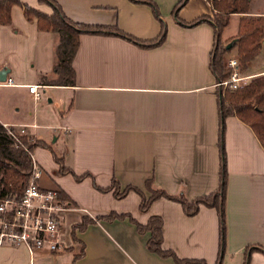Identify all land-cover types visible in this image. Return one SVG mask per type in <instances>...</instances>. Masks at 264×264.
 <instances>
[{"label": "crops", "instance_id": "1", "mask_svg": "<svg viewBox=\"0 0 264 264\" xmlns=\"http://www.w3.org/2000/svg\"><path fill=\"white\" fill-rule=\"evenodd\" d=\"M19 1L51 12L39 0ZM54 1L74 22L115 25L139 41L154 39L163 28L164 37L146 47L116 34L82 33L71 62L74 84L58 86L50 84L56 78L51 70L54 35L38 30L35 19L27 20L19 5L10 7V24H0V71H6L0 81V88L6 90L0 93V123L22 129L48 146L30 152L41 171L39 185L58 190L71 206L59 212L60 250L43 246L29 252L23 243H3L0 264H71L81 247L83 254L74 264H176L149 251V232H137L127 217L144 225L152 215L161 219V249L171 250L179 259L217 264L214 208L200 205L194 215L186 216L177 202L161 197L140 211L136 192L115 197L112 189H98L109 186L113 178L117 192L133 186L145 196L147 179L150 188L187 200L217 190L216 92L221 90L214 87L217 81L209 66L214 32L209 20L190 23L201 15L212 16L209 1L184 0L173 13L180 0H149L157 16L145 0ZM249 1L248 12L229 15L221 32L223 44L234 38L241 18L264 17V10ZM232 21L234 26L227 31ZM263 52L264 39L242 73L262 74L264 60H258ZM8 77L12 85L4 84ZM32 83L47 94L46 115L37 112L40 99L34 100L25 87ZM44 130H51L55 146L45 140ZM222 144L224 246L218 264H264V252L255 248L264 250V150L235 116L223 120ZM51 152L74 175L85 176L75 180L71 173H58ZM109 212L127 216L93 220L75 232L77 241L72 239L70 230L83 215L94 219ZM248 246L252 250L246 257Z\"/></svg>", "mask_w": 264, "mask_h": 264}, {"label": "trees", "instance_id": "2", "mask_svg": "<svg viewBox=\"0 0 264 264\" xmlns=\"http://www.w3.org/2000/svg\"><path fill=\"white\" fill-rule=\"evenodd\" d=\"M39 1L50 6L51 12L49 14L35 10L19 0H0V24H10L9 10L12 5L16 4L21 7L23 16L27 20L32 18L35 19L38 30L48 31L54 35L51 70L56 78L52 80L50 84L58 86H72L74 84V71L71 62L77 48L78 36L82 33L116 34L128 41L146 47L159 44L164 37V31L161 30L154 39L139 41L123 33L115 25L74 22L64 15L61 8L54 0ZM183 1L184 0H180L178 2L173 8V13ZM208 1L213 14L212 18L201 15L194 18L190 23L193 24L203 20L210 21L214 32V43L210 55L209 66L215 76V80L221 81L229 76V70L224 67L225 59L223 57L227 50L235 48L239 71L244 70L246 63L257 55L260 49V41L264 39V17L249 16L248 18H241L237 33L234 38H232L235 42L229 49H225V44L221 43L219 38L220 32L228 24L230 14L247 12L248 0ZM145 2L153 8L157 16V10L154 4L149 0H145ZM216 98L219 118V146H221L223 139L224 118L227 116H235L252 130L260 146L264 150V76L255 77L247 84L233 90L224 89L217 91ZM8 131L13 134V137ZM14 137L17 140H15ZM36 146L48 148L41 140H34L24 133L19 134L17 129L11 126L4 127L0 123V201L10 197L18 199L21 195L29 177L31 167L30 152ZM220 154L221 156L223 155V151L221 153V148ZM51 156L58 165V173H71L75 180H80L85 176L84 174L79 176L74 175L69 168L62 165L61 157L56 156L53 152H51ZM150 183L151 179H147L144 183V187L148 192L147 196L133 186H125L121 192H117V182L113 178L109 186L98 189H112V194L115 197H121L130 190L136 192L139 195L138 209L140 211L145 210L153 200L161 197L177 202L186 216L194 215L198 211L200 205L214 208L218 217L219 248L217 262L219 263L224 246L225 166L223 165V159L219 171V185L217 190L204 196L187 200L182 195H172L167 194L161 189H152L150 188ZM58 195L61 200L64 201L65 206H71V203H69L59 191ZM125 216L127 215H118L114 212H109L106 215L96 216L92 219L83 215L80 223L71 228L70 235L74 241H77L75 232L82 231L87 224L91 223L93 220H111ZM127 217L129 221L135 225L137 232H149V237L146 241V247L149 251L162 257H170L176 264H204L200 260L179 259L171 250H163L160 248L161 219L157 215L149 216L144 225L135 222L130 216ZM255 248L264 252L261 247ZM249 250H252L251 246L245 249L246 257ZM82 254L83 247L80 248L77 254L73 255L71 264H74L75 260Z\"/></svg>", "mask_w": 264, "mask_h": 264}, {"label": "built area", "instance_id": "3", "mask_svg": "<svg viewBox=\"0 0 264 264\" xmlns=\"http://www.w3.org/2000/svg\"><path fill=\"white\" fill-rule=\"evenodd\" d=\"M224 67L229 70V76L214 83V87L219 90L236 89L249 77L240 73L235 57L226 58ZM4 84L12 85L11 78H6ZM25 87L34 100L40 99L41 93L36 84H27ZM8 133L13 137L10 131ZM21 133L23 130L19 129ZM30 161L28 181L19 198L10 197L0 201V244L23 243L29 252L43 246L49 251H58L61 248L58 240L59 212L67 206L59 197L58 190L43 189L39 185L41 171L31 158Z\"/></svg>", "mask_w": 264, "mask_h": 264}, {"label": "rangeland", "instance_id": "4", "mask_svg": "<svg viewBox=\"0 0 264 264\" xmlns=\"http://www.w3.org/2000/svg\"><path fill=\"white\" fill-rule=\"evenodd\" d=\"M250 1L248 0V3H249ZM253 3L255 4L254 5V7H258V10H264V1L263 0H253ZM248 7V6H247ZM248 8H247V12H248ZM251 10H257V9H255V8H251ZM213 15V14H212ZM249 17V16H248ZM248 17H244V18H248ZM210 18H212V16L210 17ZM233 26H234V22L232 21V22H230L229 23V26H228V29H227V31H231L232 30V28H233ZM164 27V26H163ZM165 28V27H164ZM162 31H164L163 30V28H162ZM222 32V31H221ZM221 32H220V35H219V38H220V41H221ZM222 43V42H221ZM260 50V49H259ZM259 53V52H258ZM257 53V54H258ZM229 56H233V57H235V58H237V55H236V50H235V48H230L229 50H227L226 51V53L224 54V59H226V58H228ZM254 58V57H253ZM250 59L247 63H246V66L247 65H250V64H252L253 63V60L255 59ZM257 59H258V57H257ZM264 60V52L263 53H260L259 54V60H258V62H261V61H263ZM249 63V64H248ZM246 68V67H245ZM244 70H242V71H240V73L242 74V75H245L244 73H242ZM259 76H264V72L262 73V74H260V75H257V76H249L247 79H245L244 80V82H243V84H242V86L243 85H245V84H247L251 79H253V78H255V77H259ZM241 87V86H240ZM40 90V92H41V96H40V101H38L39 103H41V106L40 107H38V109H37V112L38 113H40V114H42V116L43 115H46L47 114V109L50 107V106H48V104H47V102H46V99H47V94H46V92L44 91V92H42L41 91V89H39ZM6 90L4 89V88H0V93L1 94H5L6 92H5ZM34 102V101H33ZM22 106H23V103H22ZM24 106L25 107H28L29 109H32V106H31V104H29L28 102H25L24 103ZM45 131V133H46V137H45V140L50 144V145H52V146H55L54 145V143H53V135H51V130H44ZM18 132H19V130H18ZM220 148H221V153H222V151H223V155L221 156V154H220ZM222 159H223V165L225 166V153H224V150H223V144L221 143V146H219V166H221V161H222ZM220 168V167H219ZM218 263V262H217Z\"/></svg>", "mask_w": 264, "mask_h": 264}, {"label": "water", "instance_id": "5", "mask_svg": "<svg viewBox=\"0 0 264 264\" xmlns=\"http://www.w3.org/2000/svg\"><path fill=\"white\" fill-rule=\"evenodd\" d=\"M234 42H235V40H231L229 43H227V44L224 46V48H225V49H229V48L232 46V44H233ZM5 74H6V71H4V69L0 71V81H3V80H4V76H5Z\"/></svg>", "mask_w": 264, "mask_h": 264}]
</instances>
